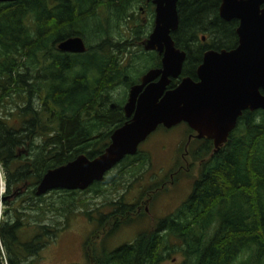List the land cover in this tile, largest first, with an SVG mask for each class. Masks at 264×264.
Here are the masks:
<instances>
[{"label": "trees", "instance_id": "obj_1", "mask_svg": "<svg viewBox=\"0 0 264 264\" xmlns=\"http://www.w3.org/2000/svg\"><path fill=\"white\" fill-rule=\"evenodd\" d=\"M143 1L0 2V167L4 180L0 202L4 205L10 194L19 196L17 186L23 183L27 207L33 205L32 200L40 201L34 187L47 169L79 154L95 157L107 145L111 131L126 119L121 106L129 86L147 68L159 65L158 55L140 45L150 27L135 17V7ZM219 3L176 2L177 27L171 38L185 51L180 75L194 78L204 49L234 46L236 20H221ZM120 26L129 36H121ZM198 33L210 41L200 42ZM75 35L85 44L82 53L56 49L59 41ZM130 36L133 40L129 42ZM132 44L138 50L123 62L122 55ZM176 82L171 79L168 87ZM110 103L114 106L109 107ZM210 150L211 142L204 140L193 156L197 175L190 192L172 212L156 219L152 230L111 250L100 245L97 253L91 251L88 237L83 244L87 260L92 258L94 264H161L166 257L159 246L170 234L182 243L183 260L178 264H264V110L244 111L226 141L216 151ZM145 158L137 148L113 166L117 168L114 173L85 189L97 193L103 184L145 165ZM52 192L62 194L58 198L65 202L77 190ZM119 199L112 202L114 208L108 214L97 219L99 227L111 221L106 235L118 222L130 221L133 213L132 204ZM19 225L18 220L0 221L4 264H22V258L43 247L46 236L65 227V223L61 227L38 223L34 235L22 243L14 233Z\"/></svg>", "mask_w": 264, "mask_h": 264}, {"label": "water", "instance_id": "obj_2", "mask_svg": "<svg viewBox=\"0 0 264 264\" xmlns=\"http://www.w3.org/2000/svg\"><path fill=\"white\" fill-rule=\"evenodd\" d=\"M9 1L14 0H0ZM177 1L151 0L152 27L140 44L144 51L160 56L159 66L146 69L139 82L129 86L121 106L126 119L111 131L107 145L95 157L79 154L47 169L34 187L35 196L54 189L87 188L125 155H133L158 126L169 128L184 122L196 137L211 140L212 151H216L242 110H264V0H220L218 16L238 22L236 45L228 50H205L195 68L196 80L182 76L167 88L179 76L185 57L170 36L177 27ZM56 49L82 53L85 44L75 35L59 41Z\"/></svg>", "mask_w": 264, "mask_h": 264}, {"label": "rangeland", "instance_id": "obj_3", "mask_svg": "<svg viewBox=\"0 0 264 264\" xmlns=\"http://www.w3.org/2000/svg\"><path fill=\"white\" fill-rule=\"evenodd\" d=\"M134 13L139 18L136 7ZM119 33L122 37L129 36L122 26L119 27ZM131 40L133 37L130 36L129 42ZM130 46L129 52L122 55L123 62H127V57L138 50L135 45ZM116 91L120 94L121 88ZM185 140L186 128L181 123L170 129H156L138 145L146 157L145 165L139 169L131 168L129 172L116 177L113 183L103 184L97 193L92 189L77 190L72 196H66L65 202H60L58 197L62 194L50 190L41 195L40 201L32 200L31 207H27L26 191L18 194V197L10 194L7 204L0 202V221L4 218L20 222L19 228L14 232L20 242L30 240L38 223H57L59 227L65 223V227L54 236H46V242L36 254L22 258V264H94V260H87L83 253V244L88 237L91 238V251L97 253L100 245L111 250L132 241L138 233L152 230L156 219L172 212L185 199L197 175V161L193 159L192 152L198 148L199 143L190 142L187 146L188 155L183 160L181 155ZM116 170V167H112L104 175ZM0 181L2 195L4 180L1 167ZM118 198L124 203L132 204L133 213L130 214V221L118 222L114 230L106 235L111 221L104 227H99L96 225L97 219L99 215L108 214L114 208L112 202ZM35 205L40 209L37 210ZM95 230L97 232L93 233ZM181 246L180 239L168 234L159 246L161 251H165L163 254L166 257L161 264L181 263ZM0 259L4 264L5 253L1 247Z\"/></svg>", "mask_w": 264, "mask_h": 264}, {"label": "flooded vegetation", "instance_id": "obj_4", "mask_svg": "<svg viewBox=\"0 0 264 264\" xmlns=\"http://www.w3.org/2000/svg\"><path fill=\"white\" fill-rule=\"evenodd\" d=\"M137 13H138V16H139V21H140V24L141 25H145V24H149V29H148V31H147V33H146V35H145V37L147 36V34L149 33V31L151 30V27H152V22H153V4L151 3V0H144L143 2H142V4H140V5H138L137 6ZM217 15H218V13H217ZM219 17V16H218ZM220 18V17H219ZM221 19V18H220ZM221 20H223V19H221ZM230 20H232V19H230ZM236 20V19H235ZM223 21H229V20H223ZM237 24H238V22H237V20H236V26H237ZM236 26H235V28H236ZM235 28H234V33H235ZM173 32V31H172ZM171 32V33H172ZM171 33H170V36H171ZM144 37V38H145ZM235 37H236V34H235ZM143 38V39H144ZM197 38H198V40L200 41V42H205V43H207V42H209L210 41V37H207L205 34H203V33H198L197 34ZM142 39V40H143ZM172 39V38H171ZM141 42V41H140ZM236 42H237V37H236ZM236 42H235V44H234V46L236 45ZM173 44H174V42H173ZM141 45V44H140ZM175 46V45H174ZM233 46V47H234ZM176 47V46H175ZM232 47V48H233ZM142 48V47H141ZM179 49V48H178ZM208 49H211V48H206V49H204L203 51H202V53H201V57H202V54H203V52L205 51V50H208ZM231 49V48H230ZM179 50H182V49H179ZM213 50H216V49H213ZM217 50H219V49H217ZM225 50H228V49H225ZM184 51V50H183ZM153 52H155V51H153ZM156 53V52H155ZM184 53H185V51H184ZM157 54V53H156ZM158 55V54H157ZM158 57H159V59H160V56L158 55ZM201 57H200V61L196 64V66L201 62ZM185 58V57H184ZM184 61V60H183ZM183 63V62H182ZM159 66V65H158ZM157 66V67H158ZM196 66H195V68H196ZM181 67H182V65H181ZM195 68H194V78H191L192 80H196V76H195ZM181 72V71H180ZM141 76V75H140ZM140 76H139V78H140ZM182 76H188V75H180L179 74V76L176 78V80H177V82L179 81V79L182 77ZM189 77V76H188ZM171 81V80H170ZM139 82V79H138V81L136 82V83H138ZM176 82V83H177ZM170 83V82H169ZM176 83L173 85V86H175L176 85ZM172 86V87H173ZM167 88H171V87H168V85H167ZM261 93L262 94H264V91H261ZM127 95V94H126ZM114 106V105H113ZM109 107H110V104H109ZM244 111H251V110H248V109H244V110H242L241 112H240V114L237 116V118H236V121L238 120V118L242 115V113H244ZM181 124H183L184 125V127L186 128V140H185V144L183 145V154L181 155V158L183 159V160H185V156H187L188 155V149H187V146H189V144H190V142L192 141V143L193 142H198L199 143V146L201 145V143H203L204 142V140L206 141V142H208V141H210L211 142V150L210 151H212V141L211 140H209V139H207V138H205V137H200V138H198V137H196V135H195V131H193L191 128H189L188 126H187V124L186 123H184V122H180ZM180 123H178V124H180ZM236 123V122H235ZM177 125V124H176ZM175 126V125H174ZM174 126H171V127H169V128H164V127H162V128H164V129H170V128H172V127H174ZM159 127V126H158ZM157 127V128H158ZM156 128V129H157ZM155 129V130H156ZM154 130V131H155ZM150 135V134H149ZM199 146H198V148H196V150H194L193 152H192V155L194 156V154H196V155H198V153H197V151L199 150ZM198 149V150H197ZM210 153V152H209ZM208 153V154H209ZM24 186H26L24 183L23 184H21V185H19V186H17V188H18V194L20 195V194H22L25 190H26V188L24 187ZM2 201V200H1ZM9 220V219H8ZM153 229V228H152ZM161 232L159 231V234H160Z\"/></svg>", "mask_w": 264, "mask_h": 264}, {"label": "built area", "instance_id": "obj_5", "mask_svg": "<svg viewBox=\"0 0 264 264\" xmlns=\"http://www.w3.org/2000/svg\"><path fill=\"white\" fill-rule=\"evenodd\" d=\"M0 186H1V181H0Z\"/></svg>", "mask_w": 264, "mask_h": 264}]
</instances>
